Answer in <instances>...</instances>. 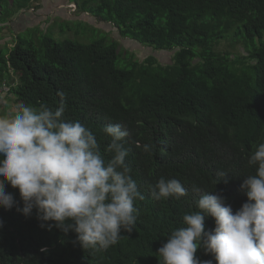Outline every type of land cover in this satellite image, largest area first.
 Wrapping results in <instances>:
<instances>
[{
  "label": "trees",
  "instance_id": "trees-1",
  "mask_svg": "<svg viewBox=\"0 0 264 264\" xmlns=\"http://www.w3.org/2000/svg\"><path fill=\"white\" fill-rule=\"evenodd\" d=\"M35 1L0 0V30L18 14L39 8ZM71 3L117 27L121 37L170 53V63L149 54L140 61L128 58L121 67L126 52L120 40L82 43L48 34L17 39L11 48L0 45V86L21 106L37 108L58 106L62 92L63 119L90 128L106 160L110 137L103 128L125 126L127 162L144 199L134 202L139 209L134 231H122L117 244L99 252L74 244V232L42 228L35 209L25 216L16 207H0V264H158L156 252L168 234L183 226L185 213L197 210L194 186L222 194L233 211L247 201L241 184L255 173L247 156L264 139V0ZM233 35L243 48L234 58L218 50ZM6 78L13 82L3 83ZM144 144L152 150L144 152ZM221 171L228 172V182L215 186ZM161 176L178 179L187 196L154 199L152 188ZM7 190L23 207L18 190L10 185ZM205 225L213 229L214 219L206 218ZM197 255L213 259L202 248Z\"/></svg>",
  "mask_w": 264,
  "mask_h": 264
},
{
  "label": "clouds",
  "instance_id": "clouds-1",
  "mask_svg": "<svg viewBox=\"0 0 264 264\" xmlns=\"http://www.w3.org/2000/svg\"><path fill=\"white\" fill-rule=\"evenodd\" d=\"M58 95L61 102L54 108L23 105L12 115H0V207H16L25 216L35 209L42 228L74 232L73 243L85 250H107L122 231H134L139 215L134 202L144 199L127 162L129 131L119 123L105 125L106 160L90 128L63 119L64 94ZM142 150L150 152L152 146L144 144ZM247 165L255 173L241 184L247 201L236 211L222 194L193 187L197 210L185 213L183 226L168 234L156 252L158 264H264V139L252 144ZM227 173H218L215 186L228 182ZM9 185L18 190L23 207ZM187 194L178 179L163 176L151 192L156 200ZM208 217L214 219L211 230H206ZM201 248L213 259L201 260Z\"/></svg>",
  "mask_w": 264,
  "mask_h": 264
},
{
  "label": "rangeland",
  "instance_id": "rangeland-1",
  "mask_svg": "<svg viewBox=\"0 0 264 264\" xmlns=\"http://www.w3.org/2000/svg\"><path fill=\"white\" fill-rule=\"evenodd\" d=\"M35 2H38L41 6L44 5L42 13H48L46 16V19L49 20L46 22L47 28H43L44 24H40L36 29H30L26 33L18 34L15 41L17 39H24L25 41L31 39L39 40L43 35L48 34L55 36L58 41L70 38L82 43H90L100 38L117 39L122 43L121 50L126 52L123 57L124 60L121 62V67H125L128 58L135 56L140 61L144 60L149 54L158 56L163 64L170 63V53L157 52L151 47L138 43L136 40L121 37L117 27L101 22L89 14L79 12L75 4H70V0H36ZM8 34L9 32H6V36ZM234 38L233 35L231 38L221 42L218 48L221 52L230 53L232 58L243 51L242 45L238 41L233 43ZM3 47L6 46L4 45ZM4 99L5 96L0 98V102L2 103ZM12 107L13 109H18L21 104L15 103L12 104ZM0 111L6 114V110L2 107Z\"/></svg>",
  "mask_w": 264,
  "mask_h": 264
},
{
  "label": "crops",
  "instance_id": "crops-1",
  "mask_svg": "<svg viewBox=\"0 0 264 264\" xmlns=\"http://www.w3.org/2000/svg\"><path fill=\"white\" fill-rule=\"evenodd\" d=\"M37 6H39V8H32L26 13L18 14L9 23L2 26L3 28L0 30V45L11 48L18 34L26 33L30 29H36L40 24H44L43 28H47L46 22L49 20L46 19V16L48 13H42L44 5L41 6L38 3ZM6 32H9L8 36H6ZM7 81L12 83L13 78L3 79V83H7ZM15 103V99L12 98V96H8L5 97L2 103L0 102V106L6 110V115H12L16 110L12 107V104Z\"/></svg>",
  "mask_w": 264,
  "mask_h": 264
},
{
  "label": "built area",
  "instance_id": "built-area-1",
  "mask_svg": "<svg viewBox=\"0 0 264 264\" xmlns=\"http://www.w3.org/2000/svg\"><path fill=\"white\" fill-rule=\"evenodd\" d=\"M8 90L9 88L7 86H0V98H3L4 96L6 97Z\"/></svg>",
  "mask_w": 264,
  "mask_h": 264
}]
</instances>
